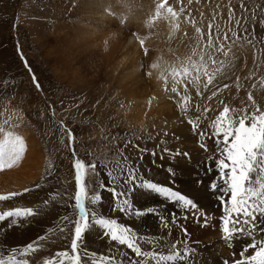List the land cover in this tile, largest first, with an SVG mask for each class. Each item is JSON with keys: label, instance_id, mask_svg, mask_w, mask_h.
Masks as SVG:
<instances>
[{"label": "rangeland", "instance_id": "rangeland-1", "mask_svg": "<svg viewBox=\"0 0 264 264\" xmlns=\"http://www.w3.org/2000/svg\"><path fill=\"white\" fill-rule=\"evenodd\" d=\"M91 1L0 0V113H3L0 126L23 134L36 152L32 177H7L4 181L8 183L3 185L5 176L0 173V195L22 193L0 201V213L17 207H31L36 213L0 222V259L11 254L12 248L20 249L34 241L37 251L23 257L17 251L18 259H27L29 264H46L57 252L71 251L73 225L61 221V217L68 216L72 221L78 218L74 199L69 196L76 191L74 161L80 158L86 164L97 165L95 173L90 171L86 177V186L90 196L102 197L95 205L86 206L98 214L97 218H115L135 230L138 237L143 236L139 240L142 250H154L152 241L163 236L173 242L180 239L181 250L185 244L195 250L188 260L175 264H223L225 260L233 264L248 242L246 236L236 234L230 242L223 234L213 235L217 231H212L209 241L199 238L196 230L191 235L192 227L188 224H181L189 230L188 238L183 233L168 234L166 229L174 224L171 213L189 218L193 213H185L145 190L136 189L128 195L134 210L160 208L168 218L165 228L157 215L138 217L120 212L115 208L113 193L106 189L115 185L117 191L127 193V186L120 187L124 176L129 168H138V176L194 198L222 232V206L209 191V184L218 175L215 160L220 158L211 125L225 106L239 110L234 115L242 114L243 110L250 114L256 106L264 111V0H167L159 15L158 6L164 0H116L114 5L121 14L117 21L99 20V15L93 13L96 5ZM168 7L173 8L180 20L191 22V28L183 30L184 36L167 37L162 31L153 39V27H147L142 17L148 14L160 18L161 14L165 21ZM209 25L214 47L224 46V52H215L218 64L210 65V71L216 73L219 68L221 74L215 75L213 85L207 89L203 86L206 78L202 77L198 86L187 83V92L184 85L179 94L169 92L159 101L168 103L169 98V103L157 113L154 79L161 71L154 70L151 77L145 74L155 51L160 48L168 51L175 39L183 36L184 51L188 54L175 57L171 68L207 56L204 46L208 43ZM134 31L149 37L148 45L144 46L149 50L147 55L141 45L135 44ZM166 58L169 60V55ZM33 76L40 89L36 88ZM225 84L229 87L224 88ZM129 91L142 95L136 100L140 107L134 100L129 102ZM249 93L255 105L248 99ZM185 95L190 99L185 101ZM9 117L10 124L19 127L4 125L3 120ZM141 117L143 120L137 121ZM189 120L199 125L195 132ZM64 129H70L76 140L70 141ZM145 171L150 174L143 175ZM109 172L119 179L113 180ZM25 177L27 182L23 181ZM17 179L23 183L16 182ZM25 188L30 191L24 192ZM89 219L93 227L84 235L82 250L95 253L97 260L112 258V264H132L134 260L139 264L142 258L136 257L126 245L105 236L91 215ZM213 226L216 227L214 223ZM40 236L46 239L38 240ZM261 237L264 232L258 229L257 238ZM82 264H92L91 256L82 257Z\"/></svg>", "mask_w": 264, "mask_h": 264}, {"label": "snow or ice", "instance_id": "snow-or-ice-1", "mask_svg": "<svg viewBox=\"0 0 264 264\" xmlns=\"http://www.w3.org/2000/svg\"><path fill=\"white\" fill-rule=\"evenodd\" d=\"M166 3L167 0H164V3L158 6L157 15H159V9L164 8ZM167 12L172 17H177L178 15L172 7H168ZM196 31L199 33L200 29ZM224 39H228L227 34H225ZM137 40L144 54L147 55L149 50L147 47H144L145 39L137 35ZM204 48L207 49L209 55L196 57L195 59L192 58L187 64H178L171 68L167 74H160L159 78L164 81L165 92L170 90L172 93L179 94L178 86L180 85H184L185 92H187V83L198 86L202 82V77L206 78V81L203 83L205 89L209 85H213L215 75L221 73L219 72V68H217L216 73L210 71V65L218 64L217 60L214 59V54L215 52H224V46L214 47L211 37V25H209L208 43ZM24 62L27 67V61L25 60ZM220 63L222 64L223 62ZM158 67V63H152L150 69L145 73L146 76L151 77L153 75L152 70L158 69ZM28 70L31 72V68ZM169 77H171L170 89ZM33 81L36 88L40 89L41 86L36 82L35 76H33ZM228 87V84L224 85V88ZM212 95L215 96L216 92H213ZM183 99L187 101L190 97L185 95ZM248 99L252 101L253 105L256 104L251 93H249ZM149 104H151V100ZM182 107L184 106L182 105ZM238 111L237 109H230L228 106H225L211 125L214 129L216 147L220 153V158L215 160V170L218 175L209 184V191L215 196L219 205L222 206L223 214L220 219L223 224L222 231L225 240L233 241L236 234L244 235L248 240L239 251L240 258L235 259L233 264H264V237L257 238L258 229L260 232H264V228L260 227L264 225V111H261L256 106L255 110L250 114L246 110H243L242 114L234 115ZM2 115L3 113H0V116ZM10 119V117L4 119L3 124L9 125L10 128L19 127V124H10ZM20 122L22 123V118ZM188 123L192 124L194 132L199 127L192 120H189ZM64 130L70 141L76 140L75 135L70 129ZM200 135L203 136L204 133L201 132ZM201 147H205V145L201 144ZM27 151L28 144L23 135L15 134L13 131L6 130L0 126V172L19 167L25 159ZM73 152L75 154L74 149ZM184 155L187 156L188 154L184 153ZM96 167L97 165L94 162L86 164L83 159H75L76 191L74 196H69V198L74 199V208L78 210V218L72 221L69 220L68 216L61 217V221H68L69 224L73 225L71 251L57 252L54 257L46 261V264H82V257L89 256L92 258V264H103V262L112 264V258L101 257L97 260L95 259V253L89 254L87 250H82L84 235L93 227L90 223V215L94 224L104 230L105 236L110 237L112 241L117 242L119 245H126L136 257L142 258L139 264H165V262L175 264L178 260H188L189 256L194 254L195 250L189 248L186 244L182 250L180 249V239L173 242L168 237L163 236L160 240L152 241L154 250L144 251L139 243V240L144 239V237H138L137 232L131 227L120 223L115 218H105L103 216L97 218L98 214L86 206L88 204L95 205L102 200L99 194L90 196L88 187L86 186V177H88L90 171L95 173ZM169 171L171 173L172 169H169ZM208 171H212L211 164L208 166ZM137 172L138 168H129L126 176H124V184L120 187L123 189L127 186V193L123 190L117 191L115 185L106 189L113 193L116 200V209L127 215L138 217H144L147 214L157 215L161 225L167 228L168 218L160 208L149 206L144 210H134L133 202L128 198V195L136 189H140L156 194L165 201L175 204L179 209L184 210L185 213L192 212L197 223H200V218L203 217L204 223L202 226L207 225L208 216L201 210L194 198H190L180 191L174 190L173 187L144 179L142 175L138 176ZM123 173L124 169L122 168L121 174L123 175ZM108 175L113 180L119 179L112 172H109ZM202 183V181H197V184ZM28 191L30 189H24V192ZM20 195H22L20 192H10L6 195H0V201ZM34 215L36 213L31 207H17L13 210L0 213V222L8 218H23ZM171 217L172 222L181 229L184 237L188 238L189 233L187 229L178 223V219L187 220L188 215L177 217V214L173 212L171 213ZM15 223L16 219H13L12 224ZM60 230L65 231L64 228ZM37 239L45 240L46 237L40 236ZM35 244L36 242L34 241L27 243L26 246L20 249L12 248L11 254L0 259V264H29L27 259H18L16 253L19 251L21 257L34 253L37 251V246H34ZM250 250H252L251 253ZM132 264H137V261H132ZM223 264H229V261L225 260Z\"/></svg>", "mask_w": 264, "mask_h": 264}, {"label": "bare ground", "instance_id": "bare-ground-1", "mask_svg": "<svg viewBox=\"0 0 264 264\" xmlns=\"http://www.w3.org/2000/svg\"><path fill=\"white\" fill-rule=\"evenodd\" d=\"M115 1L116 0H92L91 1L92 5H96V7H94V11H93L94 15H99V20H101V21H108V20H115V21H117V18L121 14H120L119 11H117V9H116V7L114 5V2ZM110 13H112V14H110ZM167 14H168V12L164 13V19H165V21H163V19H161V14H160V18H154V17H152L151 15H148V14H144V17H142L143 22L146 24L147 27H151V28L153 27V31L155 32V36H153V39H155L156 38V35L157 34H160L162 31H165L166 32L167 37H170V36L173 35L174 38H175L176 35H180V34L183 35L182 34L183 30L186 27H189L190 26V23L191 22H189L188 20L182 21L178 17H172L171 14H169V15H167ZM190 28H191V26H190ZM184 32H185V30H184ZM132 34H133L132 36H135V37H137V35L139 36V33L137 31L136 32L134 31ZM183 36H181L180 39L179 38L178 39H175V42L172 44V48H169L168 51L164 50V48L163 49L160 48L159 51H155L154 57L152 58L151 64L152 63H158L159 64L158 69L161 71V73H159V75H158L157 78L154 79V77H153V79H154V86H155V88H154L155 95H153V97L156 99V101L154 102V104H157L159 106V108L157 109V111L155 110L157 113H159L160 111L163 110V108L169 103V100L170 99L169 98H168L169 100L167 99V102L168 103H165V101L162 102V103H160L159 101H163L165 99L164 98L165 95H167L169 92H171L170 90L167 91V92H165V90H164V81L159 78L160 74H167V72L170 71L168 69H170L172 67L173 59H175V57H177L178 55H183L185 57L188 54L186 51H184L185 39H184ZM140 37L145 39V45L144 46L148 45V43H149L148 42L149 37L146 38V35H145L144 32H142V34L140 35ZM135 44L137 46L140 45L137 39L135 41ZM158 45H161V44H158ZM190 52H192V51H190ZM160 53H163V55L162 56L161 55L159 56ZM166 55H169V58H170L169 60L167 59L168 57L166 58ZM173 67H174V65H173ZM154 70H156V69H153L152 72H154ZM182 86L183 85H180V86H178V88H180ZM170 88H171V77H169V89ZM129 93H130L128 95L129 102H131V101L134 100L135 101V104H137L136 105L137 108L140 107L141 106V103H137L136 100H137L138 97H141L142 95H140V93H139V95H140L139 96L138 94L132 93L131 91H129ZM138 119L139 120H137V121H142L143 120L142 117L141 118H138ZM6 130H8V129H6ZM11 131H13V130L11 129ZM21 135H23V134H21ZM26 138H25V140H26V143L28 144V151L26 152L25 159L21 162V165L19 167H17V168L8 169V170H5L3 172H0L1 174H4L2 176H5V177L2 178L3 181L0 180L3 183V185H5L6 182L8 183V181H4V179L6 180L7 177L8 178L9 177L10 178L17 177L19 179V177H23V176H27V175H29L30 177H32V175H33V172H32L33 170H32L31 167H35V165H36L35 164L36 163V160H34V154L36 152L34 151L35 149H33V148H31L29 146V143H28L29 140L27 141ZM142 161H144V160H142ZM10 170L12 172H9ZM144 173L150 174V172L148 173L147 171L143 172V175H144ZM165 176H166V174L164 175V177ZM18 179H17L16 182H19V183L20 182L23 183V181L24 182H27L26 181L27 180L26 177L23 178V181L22 180L21 181H18ZM28 179H30V178H28ZM14 180H16V179H14ZM11 185L12 186L14 185V187H15V185H17V184H11ZM19 185H21V184H19ZM20 187H22V186H20ZM189 217L190 216L188 215V219L187 220L179 219L178 220V223L179 224H183V225H186V224L190 225L192 227V230H190V231L188 230V231L190 232L191 235H194L193 231L196 230L197 231L196 233H197L198 237L200 236L201 239H203V238L206 239L207 238L209 240L210 237H211L212 231H217L213 235H219V234L222 235L223 234V231L220 232L221 229L219 230V228H218L219 225L217 224L216 221L213 220V222H211L212 219H210V220L208 219L207 220V225L206 226H202L203 223H204V218L203 217L200 218V221L203 220V222H200V223H197L196 222V219H195L194 216L192 218H189ZM213 223H214V225L216 227L213 226ZM166 231L169 232L168 234L171 233L173 235H178V234H179V236L182 235L181 229L179 227H177V225L175 223L174 224L171 223L170 224V227H168L166 229ZM215 237H219V236H215ZM209 241H211V240H209Z\"/></svg>", "mask_w": 264, "mask_h": 264}]
</instances>
